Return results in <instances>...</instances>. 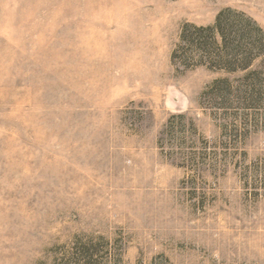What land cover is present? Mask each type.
<instances>
[{
	"label": "rangeland",
	"instance_id": "rangeland-1",
	"mask_svg": "<svg viewBox=\"0 0 264 264\" xmlns=\"http://www.w3.org/2000/svg\"><path fill=\"white\" fill-rule=\"evenodd\" d=\"M228 10L264 32V0H0V264H264V54L203 50Z\"/></svg>",
	"mask_w": 264,
	"mask_h": 264
},
{
	"label": "trees",
	"instance_id": "trees-1",
	"mask_svg": "<svg viewBox=\"0 0 264 264\" xmlns=\"http://www.w3.org/2000/svg\"><path fill=\"white\" fill-rule=\"evenodd\" d=\"M212 31L219 39L217 41L215 36L207 37L211 39L207 45L211 46L212 51L208 52V46H203V50L212 54L229 71H248L256 59L264 54V32L241 13L232 10L221 13ZM251 74L258 73L252 71Z\"/></svg>",
	"mask_w": 264,
	"mask_h": 264
}]
</instances>
